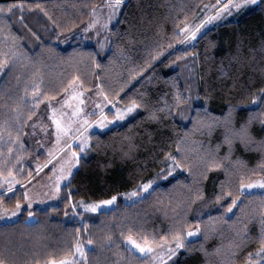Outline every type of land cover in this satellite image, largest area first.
Here are the masks:
<instances>
[{"label": "trees", "instance_id": "obj_1", "mask_svg": "<svg viewBox=\"0 0 264 264\" xmlns=\"http://www.w3.org/2000/svg\"><path fill=\"white\" fill-rule=\"evenodd\" d=\"M100 1L0 0L17 5L0 13V135H17L33 99L58 98L70 81L97 85L117 107L138 105L119 124L89 134L57 204L33 209V222L23 209L0 223V259L48 264L73 256L79 244L84 257L75 264H146L126 237L170 241L199 228L165 264L246 263L264 236V192L238 191L241 178H264V0L207 28L192 45L176 29L217 0H124L103 31V46L75 40ZM66 37L74 40L58 43ZM178 93L188 97L182 112L168 114L165 105ZM166 153L182 165L170 174ZM149 180L156 183L144 196L120 198ZM225 193L239 197L232 212ZM115 195L107 211L73 215L79 201ZM24 199L19 187L0 194L7 208Z\"/></svg>", "mask_w": 264, "mask_h": 264}, {"label": "rangeland", "instance_id": "obj_2", "mask_svg": "<svg viewBox=\"0 0 264 264\" xmlns=\"http://www.w3.org/2000/svg\"><path fill=\"white\" fill-rule=\"evenodd\" d=\"M257 2L258 0H255V2L249 0L248 3L241 4V7L239 8L231 7L223 10L218 18L212 20H209L208 17L214 16L216 13L211 10L212 7L207 9V11L202 12V15L196 22L188 25L192 30H195L197 25L201 26L199 27V30L196 31L195 38L189 39L186 43L183 42V44L192 45L195 42V39L207 28L212 27L223 20L240 16L245 11L255 6ZM112 3L113 2L107 0H101L94 7L89 21L73 33L72 36L74 39L80 40L84 44H91L97 47L103 46V31H105L108 24L114 20L117 11V8L113 10V8L109 7ZM223 3H227V0H221V4ZM233 3H241V0H233ZM94 20L96 21L94 26L88 28V25ZM85 28L88 30L85 31ZM74 39L71 40V37H66L63 40H59L58 43L66 45L71 43ZM74 91L76 93H82V95L79 96V99L71 98ZM98 93H102V91L97 85L90 89H84L79 82L74 81L70 84L69 88L63 93V95L58 98L41 100L38 106H36L37 99L34 98L33 111L35 114L32 115L31 119H28V121L25 122V125L23 126L24 128H19L17 130V135L9 133L0 135V173H2V175H0V194L9 196L13 194L17 187H19L25 198L24 202L20 204L19 209H17L16 206L13 208H7L2 202H0V223L15 220L23 209L28 211L26 221L33 222L35 220L32 212L33 209H42L57 204L60 199L61 187L67 184L72 172L78 166L79 157L84 155L89 147V134L92 131L105 130L111 126L119 124L135 110L134 108L133 111L125 113L123 120L115 118L116 108L123 110L130 105L113 107L114 104L107 103L104 94L98 95ZM65 100L68 101L67 104L64 103ZM79 100H83V104H80ZM96 105H99L100 107L97 108ZM77 106H79L82 111L75 116L71 115ZM53 109L55 110L54 112ZM101 109L103 110V115L107 116V120L103 121L104 127H100V124L96 123V121L101 119ZM93 112H95V115L91 114ZM53 116L61 122L63 127L69 129V134L61 133L59 139H57V129L52 122ZM85 119L88 120L91 125L90 127L84 124ZM85 137L87 138V143L84 150L81 151L79 145ZM66 145H71V149ZM9 149H11V151H9ZM73 151L77 153L76 157L71 156V152ZM168 163H171V161ZM69 165H71L70 174L67 172ZM53 168H55V171H53ZM62 168L65 170V178L60 180L59 191H56V177L61 175ZM175 169L171 173H173ZM9 171L12 173L11 176L8 175ZM24 175L28 177L27 180L20 182L19 178ZM258 180H264V178ZM10 181L12 183L11 191L8 190V184ZM152 181L153 184L148 191L156 183L155 180ZM134 190H138V187ZM132 191L133 190L121 193L119 196L126 202H132L148 192H139L136 197L127 195ZM258 191L264 192V189L259 187L246 189L245 193ZM110 198L111 197L106 199ZM99 201L101 200L83 202L97 203ZM116 201L112 205L101 206L97 211H107L111 209L114 207ZM80 202L81 201L75 204L76 207L73 208V215H76L78 210L86 211L80 207ZM29 204L31 207H29ZM29 212L32 213L31 216H29ZM190 231H196V229ZM196 236L197 232L196 235L191 237L187 236L186 233L182 237L183 243L185 244L188 240H191ZM125 243L128 248H132V251L135 254L145 260L146 264H165L174 256L167 251L168 247L175 248L174 240H158L154 243L150 242L153 247V253L148 255L139 252L128 244L127 241H125ZM161 244H163V248L158 246ZM259 249L260 247L252 253L253 255L251 258L244 264H251V261L253 260L256 261V264H260L262 259L261 256L255 255ZM179 250L180 249H177L175 254ZM153 256H155L156 259H153ZM79 258H81L79 253H75L74 250L73 256L65 259L71 264L73 260H78Z\"/></svg>", "mask_w": 264, "mask_h": 264}, {"label": "snow or ice", "instance_id": "obj_3", "mask_svg": "<svg viewBox=\"0 0 264 264\" xmlns=\"http://www.w3.org/2000/svg\"><path fill=\"white\" fill-rule=\"evenodd\" d=\"M248 2H249V0H241V3H233V0H227V3L221 4V0H217L216 5H213L212 9H211V10L215 11L216 14L214 16L208 17V19L209 20L216 19V18L219 17L221 11L229 9L231 7L239 8V7H241V4L248 3ZM251 2H255V0H251ZM119 4H120V0H113V3L111 5H109V7L113 8V10H115L119 6ZM16 7H17L16 4H8L6 7L0 5V13H12ZM19 7L22 8V5H20ZM205 7H208V6H205ZM95 23H96V21L94 20L92 23H90L88 25V28L93 27ZM200 26L201 25H197L196 29L192 30V29L189 28L187 23H185L184 27H179V28L176 29V35H183V41L182 42L186 43L189 39H194L195 38L196 31L199 30ZM105 27H106V25H105ZM87 30L88 29L85 28V31H87ZM3 64H4V61L0 60V68L3 67ZM69 83L71 84V81ZM80 95H82V93H76L74 91L71 98L79 99ZM98 95H103V93H98ZM262 96H264V90H262ZM104 98H105V100H107L108 104H113V101L109 100L106 95H105ZM187 99H188V97L181 96L178 93L176 95V97H175V104L174 105H165V109L168 111V114H172L173 111H176L177 113H181L182 112L181 103H182V101H187ZM253 100L255 102V97L253 98ZM40 102L41 101L39 100V98H37L36 106H38ZM64 103L67 104L68 101L65 100ZM79 103L83 104V100H79ZM137 106L138 105L136 104V102L133 101L129 107H126L123 110H121L119 108H116V117L115 118L123 120L125 113H129V112L133 111V109L136 108ZM49 107H50V105H49ZM96 107L99 108L100 106L96 105ZM113 107H115V105H113ZM165 109H161V111H165ZM14 111H15V109H14ZM54 111L55 110L53 109V112ZM81 111H82V109L79 106H77L75 108V110L72 112L71 115L75 116ZM34 114L35 113L33 111H29L28 119H31L32 115H34ZM91 114L95 115V112H93ZM152 118H154V119L156 118L154 113L152 114ZM104 120H107V116L103 115V110L101 109V119L96 121V123H99L100 127H104V124H103ZM52 122H53V124H55L56 129H57V139H59V136H60L61 133L69 134V129L63 127L61 122L59 120H57L55 118V116L52 117ZM84 124L88 125L89 127L91 126L87 119L84 120ZM241 133H246V129L244 128V126L241 127ZM86 143H87V138L85 137L81 141V143L79 145L81 151L84 150V147H85ZM66 146L69 149H71V147H72L71 145H66ZM9 151H11V149H9ZM71 156L72 157H76L77 153L73 151V152H71ZM165 159H166V161H171V163H167V169H168L169 174L175 168H180L182 166L181 162L179 160H177L176 156H171V155L166 153L165 154ZM212 166L218 168L220 165L219 164H215L214 162H212ZM53 171H55V168H53ZM64 171L65 170L62 168L61 169V175L56 177V191H59L60 180L65 178ZM67 172L69 174L71 173V165H69V167L67 169ZM0 175H2V173H0ZM8 175L9 176L12 175L11 171H9ZM152 184H153L152 180H149L146 183H142L141 185L138 186V190H133L131 193H129L127 195H129L131 197H136V196H138L139 192L148 191V189L152 186ZM256 187L264 189V180H258V181L252 182V183L245 184L243 182V178H241V182L239 183L238 191L240 192L241 196H243L245 194V190L246 189H252V188H256ZM11 189H12V183L10 181L9 184H8V190L11 191ZM224 195H228V196L231 197V203L228 204L226 211L227 212H232L233 207L237 205V200L239 199V197L232 196L231 193H225ZM70 198L71 197H70V194H69V199ZM197 198H199V196ZM220 199H221V196L217 195L216 196V200L219 201ZM116 200H117V196H112L110 199L101 200V201H99L97 203H84L83 201H81L80 202V207L83 208L86 211L96 212L101 206L112 205V204H114V202ZM16 207H17V209H19L20 208V204L17 203ZM29 207H31L30 204H29ZM75 207H76V205H73V208H75ZM31 215H32V213L29 212V216H31ZM198 231H199V228H197L196 231H188L187 232V236H189V237L194 236V235H196V232H198ZM160 239H161V241L165 240L164 237H161ZM173 239L175 241V248L168 247L167 251L169 253H171L172 255H175V251L177 249L184 248L185 244L183 243L182 235L179 232L175 233V235L173 236ZM126 241L132 247L137 249L139 252L144 253L145 255L153 253L152 244L148 241V239L146 237L143 238V242L142 243H138L137 240L132 238V236L126 237ZM154 242L155 241H153V243ZM88 243L91 244L92 241L89 240ZM158 246L163 248V244L158 245ZM128 250L131 252L132 248H129ZM75 253H79V256L81 258H83L84 257L83 247L80 246L79 244H77V246L75 247ZM252 255H253L252 253H249L248 254L249 258H251ZM255 255L261 256L262 259H261L260 264H264V236H262V238H261V247L255 253ZM153 259H156V257L153 256ZM0 264H5V261L3 259H0ZM48 264H70V262L67 259H61L59 261L51 260V261L48 262ZM71 264H75V261L73 260L71 262ZM251 264H256V261H254V260L251 261Z\"/></svg>", "mask_w": 264, "mask_h": 264}, {"label": "built area", "instance_id": "obj_4", "mask_svg": "<svg viewBox=\"0 0 264 264\" xmlns=\"http://www.w3.org/2000/svg\"><path fill=\"white\" fill-rule=\"evenodd\" d=\"M107 1H109V2H113V0H107ZM123 1H124V0H120V3L123 2Z\"/></svg>", "mask_w": 264, "mask_h": 264}]
</instances>
